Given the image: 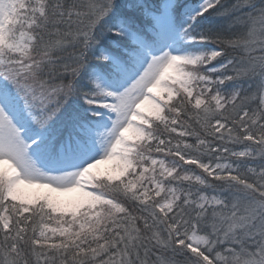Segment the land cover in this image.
<instances>
[{
  "label": "snow or ice",
  "instance_id": "6c2138e0",
  "mask_svg": "<svg viewBox=\"0 0 264 264\" xmlns=\"http://www.w3.org/2000/svg\"><path fill=\"white\" fill-rule=\"evenodd\" d=\"M0 264H264V0H0Z\"/></svg>",
  "mask_w": 264,
  "mask_h": 264
},
{
  "label": "rangeland",
  "instance_id": "374dc122",
  "mask_svg": "<svg viewBox=\"0 0 264 264\" xmlns=\"http://www.w3.org/2000/svg\"><path fill=\"white\" fill-rule=\"evenodd\" d=\"M71 195H73V194H71Z\"/></svg>",
  "mask_w": 264,
  "mask_h": 264
},
{
  "label": "trees",
  "instance_id": "16d2710c",
  "mask_svg": "<svg viewBox=\"0 0 264 264\" xmlns=\"http://www.w3.org/2000/svg\"><path fill=\"white\" fill-rule=\"evenodd\" d=\"M73 195H75V194H73Z\"/></svg>",
  "mask_w": 264,
  "mask_h": 264
}]
</instances>
